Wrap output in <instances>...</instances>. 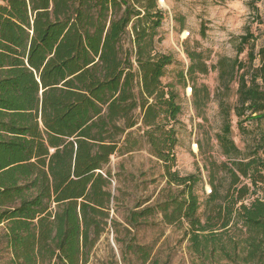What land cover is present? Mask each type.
Instances as JSON below:
<instances>
[{"label": "trees", "instance_id": "trees-1", "mask_svg": "<svg viewBox=\"0 0 264 264\" xmlns=\"http://www.w3.org/2000/svg\"><path fill=\"white\" fill-rule=\"evenodd\" d=\"M2 2L0 243L12 255L8 264H89L110 227L124 245L123 262L132 254L146 264L149 248L132 230L157 216L185 228L200 264H264V132L246 152L232 136L233 115L247 134L253 131L245 124H264V47L256 48L257 37L247 30L237 57L212 66L202 52L185 50L190 65L179 80L192 82L199 118L212 93L198 87L197 76L218 73L213 99L223 125L216 142L225 160L201 147L203 171L181 176L174 169L182 107L175 88L162 81L174 59L156 51L165 19L158 0ZM142 144L162 164L170 190L129 213L122 240L106 168ZM204 179L210 193L203 204L197 188Z\"/></svg>", "mask_w": 264, "mask_h": 264}, {"label": "rangeland", "instance_id": "rangeland-1", "mask_svg": "<svg viewBox=\"0 0 264 264\" xmlns=\"http://www.w3.org/2000/svg\"><path fill=\"white\" fill-rule=\"evenodd\" d=\"M0 4H3L0 0ZM165 19L158 30L156 51L159 54L171 55L173 64L168 67L162 79L164 85H172L179 97L182 114L177 125L178 145L176 148L177 164L175 171L181 176L203 171L204 151H211L218 161H224L216 142V135L221 133L223 119L220 115L218 101L213 99L218 86V73L210 72L206 76L198 75V87L206 85L212 95V101L205 109L203 118H199L193 105V84L180 82L181 73L187 75L190 65L185 50H197L204 54L209 66L216 65L222 57L236 58L240 38L247 30L257 37L256 48L264 47V1L254 3L252 0H158ZM204 29V30H203ZM130 42L126 40V48ZM248 48L239 56L247 62ZM237 85L233 87L231 105L236 102ZM232 136L236 145L248 151L260 131L264 132V124L257 129L252 123L244 127L252 129L250 134L242 132L238 120L232 117ZM112 174L111 191L116 198L112 204V217L123 225L120 228V239L125 240L124 231L128 226L125 220L133 210H141L155 205L169 191L162 164L150 154V148L142 144L141 148L128 155L112 157L106 168ZM205 177V173H204ZM205 181V179H204ZM210 186L197 188L200 201L204 204L209 195ZM140 207V208H138ZM205 209L202 206V211ZM139 245L149 248L151 260L160 264H200V260L191 253L190 244L185 236V228L166 226L162 217L151 218L148 224L132 230ZM4 235V227H0V239ZM124 245L117 242V234L111 227L102 235L94 248L89 264H144L134 255L128 254V261L123 262ZM12 259L5 243H0V264H8ZM216 264H231L218 261Z\"/></svg>", "mask_w": 264, "mask_h": 264}, {"label": "built area", "instance_id": "built-area-1", "mask_svg": "<svg viewBox=\"0 0 264 264\" xmlns=\"http://www.w3.org/2000/svg\"><path fill=\"white\" fill-rule=\"evenodd\" d=\"M209 193H210V190H209Z\"/></svg>", "mask_w": 264, "mask_h": 264}]
</instances>
